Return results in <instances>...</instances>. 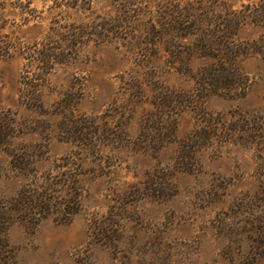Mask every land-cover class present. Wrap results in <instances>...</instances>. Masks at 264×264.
Here are the masks:
<instances>
[{"label": "rangeland", "instance_id": "rangeland-1", "mask_svg": "<svg viewBox=\"0 0 264 264\" xmlns=\"http://www.w3.org/2000/svg\"><path fill=\"white\" fill-rule=\"evenodd\" d=\"M186 3L0 0V213L52 201L0 264H264V28L208 54Z\"/></svg>", "mask_w": 264, "mask_h": 264}, {"label": "trees", "instance_id": "trees-1", "mask_svg": "<svg viewBox=\"0 0 264 264\" xmlns=\"http://www.w3.org/2000/svg\"><path fill=\"white\" fill-rule=\"evenodd\" d=\"M211 2H214L216 6L217 2L220 6L222 5L224 7V14H226V16L224 17L222 24H216L212 20V15L210 13L211 10L207 5ZM186 4L192 8L186 10L184 12L186 14H180L179 16L176 15V20L173 22V25L169 22L166 24L168 27H172L175 34L180 38L192 34V31H198L199 35L203 38V43L205 44L204 49L206 48L208 50V54L217 51V53H219L218 55H223L229 50L232 51L229 40L233 36H236L237 31L245 24L252 23L264 28V4H260L257 7L242 5V9L238 12L231 10V8L226 6L225 0H187ZM184 24L188 26H184ZM236 48L237 47L234 49ZM38 56V61L45 67L55 59L49 54L38 53ZM21 167H23V163L18 166L19 169H21ZM44 190L50 191L51 188L48 186V188L46 187ZM51 203V199H47L45 195L40 192L33 194L31 191L22 189L11 203L13 208L9 210V213L20 215L24 220H27V213L31 214L33 210L42 211L43 215H47L51 209ZM77 211L78 208H72L71 210H68L67 214L68 216H71ZM9 213L6 210H3L2 213H0V220H3L0 221V260L8 257L10 253L4 236V226L8 222L7 219Z\"/></svg>", "mask_w": 264, "mask_h": 264}]
</instances>
